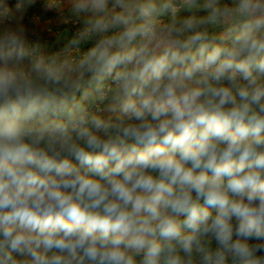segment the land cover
<instances>
[{"label": "clouds", "instance_id": "obj_1", "mask_svg": "<svg viewBox=\"0 0 264 264\" xmlns=\"http://www.w3.org/2000/svg\"><path fill=\"white\" fill-rule=\"evenodd\" d=\"M37 2L0 0V264H264V0H68L52 53Z\"/></svg>", "mask_w": 264, "mask_h": 264}, {"label": "crops", "instance_id": "obj_2", "mask_svg": "<svg viewBox=\"0 0 264 264\" xmlns=\"http://www.w3.org/2000/svg\"><path fill=\"white\" fill-rule=\"evenodd\" d=\"M13 1L11 0V2ZM43 5L53 9L57 8L51 3V0H42L29 11L24 23L28 26L30 32L34 31L36 33L32 39L38 38L46 46V51L52 53L62 48L63 43L66 42L69 33L65 29L70 30L69 23L64 15L58 19L52 13L45 14L42 11ZM64 5L68 15L70 7L68 0H64Z\"/></svg>", "mask_w": 264, "mask_h": 264}, {"label": "built area", "instance_id": "obj_3", "mask_svg": "<svg viewBox=\"0 0 264 264\" xmlns=\"http://www.w3.org/2000/svg\"><path fill=\"white\" fill-rule=\"evenodd\" d=\"M42 0H38L37 4H39ZM15 3V0L12 2ZM51 3L55 5L56 7H59V9L64 10V16L67 18V21L69 23V29L71 30L73 28V25L71 23V17L67 15L65 5H64V0H51Z\"/></svg>", "mask_w": 264, "mask_h": 264}]
</instances>
